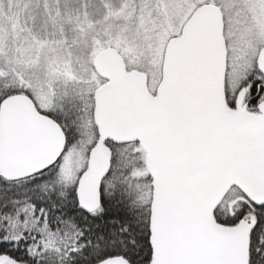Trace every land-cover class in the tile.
<instances>
[{
  "label": "snow or ice",
  "instance_id": "obj_1",
  "mask_svg": "<svg viewBox=\"0 0 264 264\" xmlns=\"http://www.w3.org/2000/svg\"><path fill=\"white\" fill-rule=\"evenodd\" d=\"M0 264H264V0H0Z\"/></svg>",
  "mask_w": 264,
  "mask_h": 264
}]
</instances>
